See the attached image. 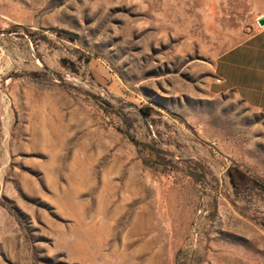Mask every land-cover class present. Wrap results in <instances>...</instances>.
<instances>
[{"label":"rangeland","instance_id":"obj_1","mask_svg":"<svg viewBox=\"0 0 264 264\" xmlns=\"http://www.w3.org/2000/svg\"><path fill=\"white\" fill-rule=\"evenodd\" d=\"M264 0H0V264H264V110L215 94Z\"/></svg>","mask_w":264,"mask_h":264},{"label":"crops","instance_id":"obj_2","mask_svg":"<svg viewBox=\"0 0 264 264\" xmlns=\"http://www.w3.org/2000/svg\"><path fill=\"white\" fill-rule=\"evenodd\" d=\"M242 41L223 51L215 62L211 90L233 94L246 105L264 110V25L258 23Z\"/></svg>","mask_w":264,"mask_h":264},{"label":"water","instance_id":"obj_3","mask_svg":"<svg viewBox=\"0 0 264 264\" xmlns=\"http://www.w3.org/2000/svg\"><path fill=\"white\" fill-rule=\"evenodd\" d=\"M258 23H259L260 25H264V16L261 17V18H259Z\"/></svg>","mask_w":264,"mask_h":264}]
</instances>
